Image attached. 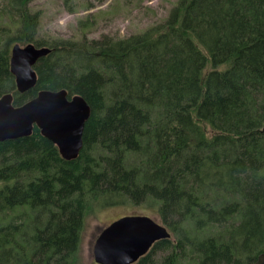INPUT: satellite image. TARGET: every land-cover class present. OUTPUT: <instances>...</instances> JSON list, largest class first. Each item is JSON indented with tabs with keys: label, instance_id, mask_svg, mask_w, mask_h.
Segmentation results:
<instances>
[{
	"label": "trees",
	"instance_id": "trees-1",
	"mask_svg": "<svg viewBox=\"0 0 264 264\" xmlns=\"http://www.w3.org/2000/svg\"><path fill=\"white\" fill-rule=\"evenodd\" d=\"M33 1L0 0V98L19 107L65 90L90 116L73 161L36 127L0 143V264H77L87 214L126 206L170 233L135 264H254L264 253V0H177L141 32L80 41L39 37ZM15 44L50 49L24 94L10 72Z\"/></svg>",
	"mask_w": 264,
	"mask_h": 264
},
{
	"label": "water",
	"instance_id": "water-1",
	"mask_svg": "<svg viewBox=\"0 0 264 264\" xmlns=\"http://www.w3.org/2000/svg\"><path fill=\"white\" fill-rule=\"evenodd\" d=\"M50 53L46 47L15 44L10 53V72L16 90L24 94L37 82L34 66ZM12 95L0 98V143L29 137L36 127L42 137L54 144L66 161L75 160L83 146L84 127L90 109L81 96L68 98L65 90L41 91L19 107ZM170 233L148 216H123L101 231L93 246L96 264H135L153 245L168 240ZM254 264H264V253Z\"/></svg>",
	"mask_w": 264,
	"mask_h": 264
},
{
	"label": "rangeland",
	"instance_id": "rangeland-1",
	"mask_svg": "<svg viewBox=\"0 0 264 264\" xmlns=\"http://www.w3.org/2000/svg\"><path fill=\"white\" fill-rule=\"evenodd\" d=\"M34 0L30 9L40 11L39 37H60L80 41L102 35L124 38L160 23L177 0ZM79 22H83L79 25ZM148 216L144 207H115L89 212L85 217L77 264H96L93 246L96 238L115 220L123 216ZM162 253L158 254V257Z\"/></svg>",
	"mask_w": 264,
	"mask_h": 264
}]
</instances>
